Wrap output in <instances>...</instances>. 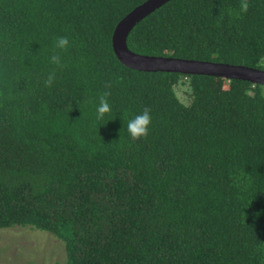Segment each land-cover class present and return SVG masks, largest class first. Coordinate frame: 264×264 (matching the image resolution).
I'll return each instance as SVG.
<instances>
[{
	"label": "trees",
	"instance_id": "trees-1",
	"mask_svg": "<svg viewBox=\"0 0 264 264\" xmlns=\"http://www.w3.org/2000/svg\"><path fill=\"white\" fill-rule=\"evenodd\" d=\"M146 1L0 0V229L49 232L64 264H264V85L124 65L114 30ZM248 3L170 0L128 47L264 70V0Z\"/></svg>",
	"mask_w": 264,
	"mask_h": 264
},
{
	"label": "water",
	"instance_id": "water-1",
	"mask_svg": "<svg viewBox=\"0 0 264 264\" xmlns=\"http://www.w3.org/2000/svg\"><path fill=\"white\" fill-rule=\"evenodd\" d=\"M170 0H148L131 11L116 26L112 44L118 59L127 67L145 72H172L241 79L264 85V70L251 67L176 57L141 55L131 51L127 39L132 29L155 9Z\"/></svg>",
	"mask_w": 264,
	"mask_h": 264
},
{
	"label": "rangeland",
	"instance_id": "rangeland-1",
	"mask_svg": "<svg viewBox=\"0 0 264 264\" xmlns=\"http://www.w3.org/2000/svg\"><path fill=\"white\" fill-rule=\"evenodd\" d=\"M183 100L185 87L179 88ZM64 243L46 231L27 228L0 229V264H64Z\"/></svg>",
	"mask_w": 264,
	"mask_h": 264
},
{
	"label": "clouds",
	"instance_id": "clouds-1",
	"mask_svg": "<svg viewBox=\"0 0 264 264\" xmlns=\"http://www.w3.org/2000/svg\"><path fill=\"white\" fill-rule=\"evenodd\" d=\"M248 0H241L240 11L247 13L249 10ZM239 18V16H237ZM69 45V40L67 37H59L55 41V47L61 50H66ZM50 62L62 67L61 58L57 54H53L50 57ZM56 79L55 72L49 73L48 78L45 80V87L51 88ZM105 88L108 89L104 91L99 98V106L97 108V118L103 119L104 116L111 112V106L108 103V97L111 95V84H106ZM152 123L151 110L148 107L143 109L141 114L136 115L134 118L130 119L127 123V130L130 137L134 141H139L142 139H147L149 136V129Z\"/></svg>",
	"mask_w": 264,
	"mask_h": 264
}]
</instances>
